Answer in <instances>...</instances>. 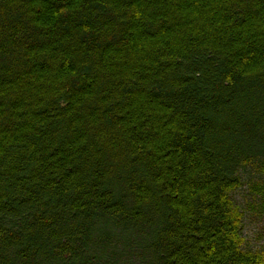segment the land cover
<instances>
[{
	"label": "trees",
	"instance_id": "1",
	"mask_svg": "<svg viewBox=\"0 0 264 264\" xmlns=\"http://www.w3.org/2000/svg\"><path fill=\"white\" fill-rule=\"evenodd\" d=\"M246 182L264 0H0V264H264Z\"/></svg>",
	"mask_w": 264,
	"mask_h": 264
},
{
	"label": "rangeland",
	"instance_id": "2",
	"mask_svg": "<svg viewBox=\"0 0 264 264\" xmlns=\"http://www.w3.org/2000/svg\"><path fill=\"white\" fill-rule=\"evenodd\" d=\"M247 176L250 177L245 174L244 178ZM249 184L246 182L234 195L236 203L244 210L241 232L244 248L264 251V209L260 207L259 195L250 192ZM121 261L123 264H137L138 255L134 252L124 255Z\"/></svg>",
	"mask_w": 264,
	"mask_h": 264
}]
</instances>
